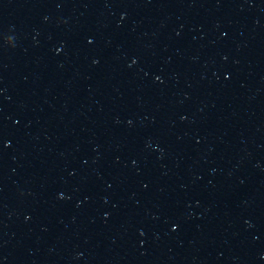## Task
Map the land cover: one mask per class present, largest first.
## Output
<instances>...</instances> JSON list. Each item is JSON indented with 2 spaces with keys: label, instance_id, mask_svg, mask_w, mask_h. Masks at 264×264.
Segmentation results:
<instances>
[{
  "label": "water",
  "instance_id": "1",
  "mask_svg": "<svg viewBox=\"0 0 264 264\" xmlns=\"http://www.w3.org/2000/svg\"><path fill=\"white\" fill-rule=\"evenodd\" d=\"M0 264H264V0H0Z\"/></svg>",
  "mask_w": 264,
  "mask_h": 264
}]
</instances>
